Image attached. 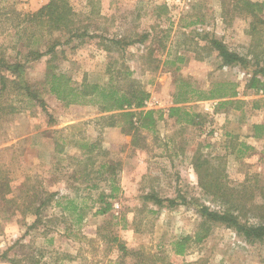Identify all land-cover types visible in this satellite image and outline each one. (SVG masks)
<instances>
[{
  "label": "rangeland",
  "instance_id": "obj_1",
  "mask_svg": "<svg viewBox=\"0 0 264 264\" xmlns=\"http://www.w3.org/2000/svg\"><path fill=\"white\" fill-rule=\"evenodd\" d=\"M49 1L0 0V6L28 13ZM68 1L89 34L56 33L61 44L52 61L50 54L26 59L27 48H13V36L0 33V54L5 49L9 61L24 65V82L44 101H18L12 88L0 95V101L16 107L0 116V167L10 180L8 196H15L18 204L7 218L0 210V264H112L122 255L119 243L141 251L137 261L146 258L147 264L151 255L171 264H264L263 242L251 243L225 223L202 228L200 205L218 211L224 206L205 193L194 167L198 153L213 164L222 162L230 186L254 193L249 203L264 201V136L249 139L254 137L253 124L264 123V108L252 107L263 91L257 94L247 87L255 73L264 81L257 72L264 65L258 66L249 53L252 18L238 13L233 0ZM199 16L203 23L189 25ZM214 39L241 54L243 62L223 64ZM51 70L76 84L101 85L111 76L127 84L124 77L130 72L133 82L128 84L146 90L158 103L152 109H162L164 117L155 131H141L145 141L135 147L133 134H126L122 125H108L107 117L119 110L67 104L51 93ZM180 80L204 91L215 83H236V99L246 103L236 109L235 103L221 105L222 99L191 101L179 104L183 109L169 117ZM186 112L196 114L194 123L187 121ZM115 120L125 123L122 117ZM242 142L253 148H244ZM84 144L94 146L93 151L87 152ZM116 164L114 176L109 165ZM113 183L120 190L102 202L100 194H109ZM70 200L78 209L85 206L82 220ZM31 202L38 211L27 208ZM105 202L112 203L111 210L96 212ZM240 220L259 222L252 216ZM198 233L204 235L201 242H193L183 255L175 254V240ZM127 257V264L136 259Z\"/></svg>",
  "mask_w": 264,
  "mask_h": 264
},
{
  "label": "trees",
  "instance_id": "obj_2",
  "mask_svg": "<svg viewBox=\"0 0 264 264\" xmlns=\"http://www.w3.org/2000/svg\"><path fill=\"white\" fill-rule=\"evenodd\" d=\"M234 9L240 14H245L252 18L250 22L249 33L253 36V43L249 48V53L255 58L256 64L264 65V17L261 12L264 7V2H255L252 0H233ZM0 6V33L6 36H13V48H18L21 44L27 48L25 53L26 59H38L44 55H51L52 61L58 54V46L61 44L60 38L56 33H69L70 36H85L88 35V26H80L78 24V16L76 11L68 0H50L36 11L21 13L16 12L14 7ZM204 18L197 17L189 25L203 23ZM85 28V29H83ZM91 36V35H90ZM143 41V39H140ZM115 44L120 43L119 40H113ZM130 43L133 41L130 40ZM213 48H216L223 60V64L228 65L234 62L242 63L244 57L237 51L229 49L221 41L214 39L212 41ZM7 48V46L5 47ZM7 70L11 75L5 74L3 71ZM259 73L264 75V67L258 69ZM24 65L20 62H11L7 59L5 49H2L0 54V95L1 92L8 88L16 91V98L18 101H31L44 105L42 97L37 91H33L31 87L23 80ZM131 73L128 72L125 83H132ZM47 83L51 93L55 94L59 99L67 104H96L100 107L102 112H112L119 110L120 112L110 114L107 119L108 125L117 126L122 125V130L126 134H133L132 139L135 147L142 146L145 141L142 130L155 131V126L158 119L164 117L162 109L150 110H125V106H135L141 108L144 101L149 97V93L141 86H133L124 84L120 80H114L113 76L105 85L99 83H91L83 81L81 84H76L71 78L63 73H58L51 70L47 74ZM229 87L230 89H226ZM248 88L254 89L258 94L261 90L264 94V81L255 73L249 80ZM239 92L236 83H215L209 91H204L195 87L191 82L180 80L177 89L174 93V105L169 108L168 116L174 117L183 109L184 104L191 101L206 100V99H222L221 105L235 103L234 108L240 109L246 103L245 99H236ZM254 109L264 108V95L255 98L252 101ZM16 107L12 102L4 104L0 101V116L2 112L13 113ZM189 116L188 122L194 123V116L186 112ZM118 117L125 119V123L116 121ZM105 118V117H102ZM136 118V121L134 120ZM138 123L137 125L135 123ZM124 124V125H123ZM253 136L255 138H262L264 136V123L253 124ZM83 148L87 152H92L94 146L84 144ZM246 149L253 148L245 142L241 143ZM102 166H107L104 163ZM194 167L199 178V183L206 194L211 195L214 200L218 201L224 206L222 211L212 210L206 205H200L199 211L204 217L202 228L208 231L210 222H220L233 226L247 241L249 242H263L264 243V201L262 204L249 203L255 196L254 193H248L247 189H240L236 186H230L226 175L223 173L222 162L213 164L210 159L203 157L201 153L194 156ZM112 175L116 176V169L118 164L109 165ZM5 170L0 167V210L3 212V217L7 218V213L14 212L18 206L15 196H8L11 191L9 179L4 175ZM115 178V177H114ZM114 181L116 179H113ZM115 183V182H114ZM112 186L111 192L100 194L101 201L105 197H115L116 191L120 190L119 185ZM262 199L264 200V188L261 191ZM158 204H162L163 200L151 196ZM175 201H171L174 203ZM33 202L27 205L28 209L38 211L40 207H33ZM74 211L79 210V219L82 220L86 212L85 206H76L70 200ZM112 203L105 202V205L100 207L96 212L107 213L111 210ZM67 208V207H66ZM69 208V207H68ZM241 216L247 218L252 216L259 219L258 223L241 222ZM204 235L197 234L195 237L181 236L174 241L173 247L176 255H183L192 243L201 242ZM114 241L118 237H113ZM119 250L122 255H118L117 259L112 264H127V256H141V251L129 249L125 244L119 243ZM133 257H131L133 259ZM146 258L137 257L132 264H147ZM150 264H171V262H164V258L157 255H151L147 258Z\"/></svg>",
  "mask_w": 264,
  "mask_h": 264
},
{
  "label": "built area",
  "instance_id": "obj_3",
  "mask_svg": "<svg viewBox=\"0 0 264 264\" xmlns=\"http://www.w3.org/2000/svg\"><path fill=\"white\" fill-rule=\"evenodd\" d=\"M158 103H157V101H155V100H153V98H151V97H148L145 101H144V104H143V106L140 108L141 110H144V111H146V110H150V109H152L154 106H156ZM125 108L127 109L128 108V106H125ZM129 108H131V110H138L137 108H135L134 106H131V107H129ZM155 108V107H154Z\"/></svg>",
  "mask_w": 264,
  "mask_h": 264
},
{
  "label": "crops",
  "instance_id": "obj_4",
  "mask_svg": "<svg viewBox=\"0 0 264 264\" xmlns=\"http://www.w3.org/2000/svg\"><path fill=\"white\" fill-rule=\"evenodd\" d=\"M249 139H253V141H256V140H258L257 138H255V137H250ZM251 142V141H250Z\"/></svg>",
  "mask_w": 264,
  "mask_h": 264
}]
</instances>
